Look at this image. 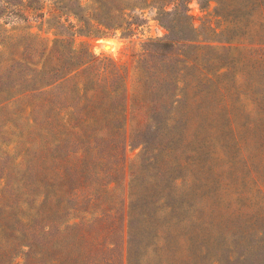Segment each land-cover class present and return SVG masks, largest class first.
Wrapping results in <instances>:
<instances>
[{"label": "rangeland", "instance_id": "374dc122", "mask_svg": "<svg viewBox=\"0 0 264 264\" xmlns=\"http://www.w3.org/2000/svg\"><path fill=\"white\" fill-rule=\"evenodd\" d=\"M177 6L190 16L201 44L215 49L192 57L197 71L191 73L194 81L180 110L186 133L180 126L175 130L188 139L180 153L184 160L170 162L163 153L153 171L143 142L154 147L156 130L143 131L151 124L155 98L165 89L154 86L146 64L139 69L137 60L150 41L167 37L170 20L161 12L172 13ZM216 7L203 0H0V264H45L43 244L57 238L61 257L80 252L78 232L67 228L79 222L87 231L91 222H99L89 237L110 264H237L258 231H264V145L254 144L246 128L251 88L259 81L260 94L264 90V33L255 28L260 43L253 34L233 33L227 35L230 43L225 42L214 33L221 31ZM70 39L75 49L98 61L111 60L127 73L124 171L108 188L100 180L93 183L89 174L98 155L85 154L93 147L90 85L75 80V73L53 76L50 80L60 79L56 87L27 91L21 85L32 76L39 78L53 41ZM58 51L62 64V47ZM82 55L81 60L88 59ZM176 59L165 50L156 57L168 69ZM214 60L230 65L218 78L217 94L213 86L205 89L199 83L205 64ZM206 90L211 91L207 97ZM76 108L85 116L82 121ZM100 143V150L107 148ZM195 152L199 155H189ZM250 155L258 158V174L246 160ZM133 174L138 175V217L128 263L123 253ZM161 233L165 240L152 253ZM247 262L264 264V249L250 252Z\"/></svg>", "mask_w": 264, "mask_h": 264}, {"label": "trees", "instance_id": "16d2710c", "mask_svg": "<svg viewBox=\"0 0 264 264\" xmlns=\"http://www.w3.org/2000/svg\"><path fill=\"white\" fill-rule=\"evenodd\" d=\"M203 2L206 4L211 2L217 4L214 10V16L221 19L220 27H218L221 28V31L217 33L214 30L217 37L230 43V39L227 38V35L230 33H233V35L253 34L255 42H261V39L255 34V28L258 27L264 33V0H203ZM161 15L168 17L170 20L166 26L169 32L167 37L150 41L145 45L143 54L137 60L139 69L142 68V65L146 64L147 71L153 76L154 86L165 89V93L162 96L155 98V111L150 117L151 124L143 131V133H147L148 130H156L154 139L157 141V144L154 147L150 146V142H143L145 150L144 156L149 157V160L146 162L152 164L150 169L153 171L156 170L154 165L158 161V156L163 153L170 162L172 158H177L180 163L184 160L180 153L182 147L186 150L188 139L184 135H176L175 130L180 126L183 128L184 133H186V116L180 110L184 96L189 91L190 85L193 84L192 81H194L191 73L197 71V65L194 64L196 59L192 57L195 54L206 56L207 52L215 49L210 45L201 44L203 41L199 40L201 37L199 31L195 28L190 16L182 7L177 6L172 13L162 11ZM61 47L64 52V62L62 64L59 63L61 61L60 59L57 60L58 50ZM190 48L194 50L192 53L188 52ZM46 50L47 48L44 50V53ZM164 50L170 51L177 58L172 69H168L167 66L161 67V64L156 61L157 53ZM82 54L86 55L88 59L81 60ZM220 61L214 60L211 64H205V68H203L204 76L199 81L205 89L213 86L216 94L220 89L217 84L218 78L230 71V65L226 66ZM35 72L37 71L31 70V73ZM61 73L62 75L63 73L65 74L63 76L75 73L73 77L75 80L84 79L90 85L89 92L92 94L90 103L93 109L88 115L89 120L92 122L88 133L90 144L93 147L87 150V152L85 151V154L91 156V158L98 155L99 159L97 163L100 165L95 162L93 166L91 164L89 174L92 177L93 183H97L100 180L103 183L102 186L108 188L112 183L118 181L119 175L124 171V163L122 164L124 160L123 151L128 144L127 138L124 135L127 111V73L123 66L111 60L98 61L84 49H75L71 39L55 40L39 71V78L32 76L21 85H25L27 91H33L35 90L34 88L56 87L60 79H50ZM262 88L263 86L259 81H256L251 88V109L247 115L249 120L246 128L251 133L253 143L263 146L264 90L262 91L263 95L260 94ZM210 92V90H206L204 93L205 97L209 96ZM212 92L214 93V90ZM3 93L0 88V99H3ZM76 114L79 121H82L83 117H85L81 115L78 108H76ZM160 115L162 117L158 119ZM233 127V131L236 132L235 138H237L238 132L234 120ZM81 133L79 131L77 134V143L82 139ZM100 142H104L107 148L100 150L102 144ZM197 154L199 155V152L189 155ZM246 160L253 167L255 174H258L256 168L258 158L255 155H250V158H246ZM189 161L190 159L185 163L187 164ZM166 171L169 173V166H166ZM136 176L138 175L133 174L130 181L131 203L127 213L129 218L127 230L128 245L125 251L126 255L123 253V257L127 259L128 263L133 252L131 242L135 236L134 220L138 217L137 209L134 208V199L136 200L137 197V187L135 185ZM170 176H173L172 172ZM77 177L80 182L82 176L79 170H77ZM161 201H164V198H161ZM98 223L91 222V231H87L86 228L84 229V222L74 223L72 225L67 224V228L75 229L78 232L76 239L82 242V250L76 254L69 252L65 257H61L58 253L60 238L51 239L43 244V248L47 254L45 264H110V260L105 259L103 256V250L99 249V244L96 242V239L89 237L94 230L91 228H94ZM107 228L109 226H106L105 230ZM194 230L196 232L200 231L198 227ZM238 237L239 235L236 236V239ZM164 240V234H159V239L150 247L151 252L156 253L159 248V242ZM240 240L236 242L238 245L242 242ZM63 241H65V238H63ZM124 241L125 239H123ZM71 247L73 248L74 245L72 244ZM257 249H264V231H258L255 241L248 246L247 252L239 257L237 264H248L249 253ZM27 256L29 257V262L32 261L30 253Z\"/></svg>", "mask_w": 264, "mask_h": 264}, {"label": "bare ground", "instance_id": "6f19581e", "mask_svg": "<svg viewBox=\"0 0 264 264\" xmlns=\"http://www.w3.org/2000/svg\"><path fill=\"white\" fill-rule=\"evenodd\" d=\"M107 49H109V47H106Z\"/></svg>", "mask_w": 264, "mask_h": 264}]
</instances>
